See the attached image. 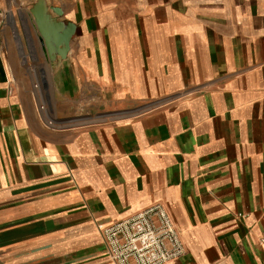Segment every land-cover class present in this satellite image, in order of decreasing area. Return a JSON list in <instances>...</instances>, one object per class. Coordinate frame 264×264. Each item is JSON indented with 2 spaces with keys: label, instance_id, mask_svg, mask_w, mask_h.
Masks as SVG:
<instances>
[{
  "label": "crops",
  "instance_id": "crops-1",
  "mask_svg": "<svg viewBox=\"0 0 264 264\" xmlns=\"http://www.w3.org/2000/svg\"><path fill=\"white\" fill-rule=\"evenodd\" d=\"M155 204L167 264H264V0H0V264H111L97 226Z\"/></svg>",
  "mask_w": 264,
  "mask_h": 264
},
{
  "label": "built area",
  "instance_id": "built-area-1",
  "mask_svg": "<svg viewBox=\"0 0 264 264\" xmlns=\"http://www.w3.org/2000/svg\"><path fill=\"white\" fill-rule=\"evenodd\" d=\"M111 264H167L184 256L185 248L161 204L110 225L97 226ZM264 247V234L258 239Z\"/></svg>",
  "mask_w": 264,
  "mask_h": 264
},
{
  "label": "water",
  "instance_id": "water-1",
  "mask_svg": "<svg viewBox=\"0 0 264 264\" xmlns=\"http://www.w3.org/2000/svg\"><path fill=\"white\" fill-rule=\"evenodd\" d=\"M47 10L46 7L43 8L41 2L37 1L31 6L29 13L37 28L40 44L45 48L48 56L51 59L54 58V55L64 59L69 50V43L75 35L76 27L70 22L61 25L56 19L48 15ZM51 11L57 18L61 17L59 9L51 8Z\"/></svg>",
  "mask_w": 264,
  "mask_h": 264
},
{
  "label": "rangeland",
  "instance_id": "rangeland-1",
  "mask_svg": "<svg viewBox=\"0 0 264 264\" xmlns=\"http://www.w3.org/2000/svg\"><path fill=\"white\" fill-rule=\"evenodd\" d=\"M26 25H28V27H31V25H30V22L27 20V22H26ZM9 38L11 39V38H13V36L9 33ZM13 40L15 41V39L13 38ZM23 52L24 53H26V51L25 50H23Z\"/></svg>",
  "mask_w": 264,
  "mask_h": 264
},
{
  "label": "bare ground",
  "instance_id": "bare-ground-1",
  "mask_svg": "<svg viewBox=\"0 0 264 264\" xmlns=\"http://www.w3.org/2000/svg\"><path fill=\"white\" fill-rule=\"evenodd\" d=\"M15 36H17L16 33H15Z\"/></svg>",
  "mask_w": 264,
  "mask_h": 264
}]
</instances>
